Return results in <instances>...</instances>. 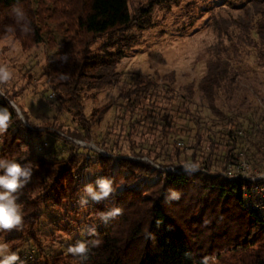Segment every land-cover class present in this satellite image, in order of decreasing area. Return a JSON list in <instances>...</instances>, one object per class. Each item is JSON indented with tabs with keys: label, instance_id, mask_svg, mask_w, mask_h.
Instances as JSON below:
<instances>
[{
	"label": "trees",
	"instance_id": "16d2710c",
	"mask_svg": "<svg viewBox=\"0 0 264 264\" xmlns=\"http://www.w3.org/2000/svg\"><path fill=\"white\" fill-rule=\"evenodd\" d=\"M169 1L0 0V39L12 36L22 47L29 42L48 48L45 88L55 98H48L57 108L53 119L64 117L54 130L72 140L94 141L110 155L88 150L93 157L86 158V149L53 133L49 124L31 125L20 108L27 127L10 106V101L17 104L16 95L0 83V107L12 114L1 138L0 159L31 164L33 171L15 193L22 224L6 239L14 253L22 258L27 253V263L264 264L262 218L252 211V197L243 194L249 184L222 176L245 148L253 168L264 161V113L260 107L245 115L242 110L233 113L236 99L226 103L240 88L235 67L243 51L252 56L255 50L264 66V0H245L248 5L232 21L215 19L216 29L230 34V44L211 49L197 86L177 87L174 74L130 73L122 80L116 65L135 43V30L151 28L155 6ZM16 4L26 13L20 24L12 13ZM232 27L239 31L232 33ZM109 87L118 88L114 122L104 135L93 136L113 105L95 107L87 115L84 99ZM198 90L211 112L208 122L195 100ZM140 128L154 132L152 143L131 140ZM170 135L192 142L191 157L183 155L182 160L180 153L174 160L167 150L164 155L170 159L160 160L153 143L170 149ZM51 138L64 143L49 144ZM56 143L60 148L53 149ZM145 157L161 167L175 166L177 172L156 169ZM185 162L195 171L184 169ZM101 177L113 182L114 191L97 202L85 189L92 185L98 192ZM169 190L178 191L180 198L167 199ZM113 208L121 214L102 220L100 214ZM96 240L100 244L93 246ZM78 241L90 249L87 257L68 251ZM20 245L25 248L19 251Z\"/></svg>",
	"mask_w": 264,
	"mask_h": 264
},
{
	"label": "rangeland",
	"instance_id": "374dc122",
	"mask_svg": "<svg viewBox=\"0 0 264 264\" xmlns=\"http://www.w3.org/2000/svg\"><path fill=\"white\" fill-rule=\"evenodd\" d=\"M247 5L248 3L245 0H171L168 3L156 5L152 13L154 25L145 30H135L137 39L125 51L124 57L116 65V70L123 74L122 80L123 78H129L130 73L152 76L174 74L177 87L190 83L197 86L200 79L206 73L207 62L213 55L214 51L211 49L216 48L217 45L229 46L230 44V34L227 35L224 31H218L215 26V19L221 17L220 19L232 21L243 13L244 7ZM229 31L232 33L238 32L239 28L232 27ZM29 44L31 43L28 42L22 47L12 36L0 39V65L7 66L12 72V79L5 82L4 85L10 93L16 95L15 101L20 107L14 101L12 102H14L20 111L22 109L25 112L31 125L43 126L49 124L46 127L54 130L60 126V121L64 120V117L63 119L58 117V121L53 119L57 108L51 104L50 99L55 101V98L45 88L46 77L44 69L46 68L48 48L45 44L36 46H30ZM255 54V50L252 51V56L245 54L243 51L239 58L240 64H236L235 70L238 73L236 82L240 88L233 94L234 98L231 101L228 99L226 102L233 103L234 99L238 102V104L233 105V113H236L237 110H242L245 115L251 112L253 108L258 107L264 113V66H259L260 59ZM92 93L91 97L84 99L87 115L95 107L108 104L113 105L112 111L106 113L100 125L93 128V136L104 135L107 125L114 122L115 108L119 102L118 88L109 87ZM195 100L198 103V108L203 115V119L206 120L205 122H208L211 119V112L202 103L199 90L196 91ZM240 103L243 105H240ZM222 104L220 102L221 108L228 111L227 107ZM22 116L23 120L21 119V121L31 128L23 114ZM137 132H134V136L131 139L136 144L140 143L143 145L144 142L150 144L155 138L152 130L140 128ZM53 133H57L62 137L64 136V134L56 132V130ZM2 137L3 133L0 134V145ZM160 137L162 136H157L158 139ZM169 138V142L173 143V147L170 149L168 147L166 150H160L158 143L155 141L153 143V147L157 150L161 161L164 160L163 162H166L170 159L169 156L167 158L164 155V152L167 150L166 154H170L174 160H176L177 155H180V153H184L180 158L182 160H184V156L191 157L194 153V151L189 150L192 144L189 139L175 135H170ZM65 139L66 141H74L75 144L86 149V158L93 157L89 151L100 153L103 156H110L107 152L99 149L94 141L86 143L72 140L70 137H65ZM53 141L64 143L61 140L51 138L49 144H52ZM174 142H176L175 145ZM85 144L93 145L94 147H85L83 146ZM56 145L58 143L53 145V149L56 148ZM95 146L98 150L95 149ZM51 151L53 152V150ZM246 151L245 159L248 162ZM127 158L138 160L132 156ZM142 160L151 163L154 168L163 171L175 169V166L161 167L151 162L147 157ZM248 163L251 165L250 162ZM181 166L186 170L195 171V167L188 162L182 163ZM1 231L0 244H7V237L15 235V230H10L5 234H1ZM23 248L25 247L20 245L19 251ZM13 250L14 246L10 247L8 245V252L6 254L10 255L14 253ZM16 254L19 256L17 264H21V262L23 264H32L27 263L25 260L27 253L23 258L20 257L18 252ZM2 258L0 256V259Z\"/></svg>",
	"mask_w": 264,
	"mask_h": 264
},
{
	"label": "clouds",
	"instance_id": "9594fccd",
	"mask_svg": "<svg viewBox=\"0 0 264 264\" xmlns=\"http://www.w3.org/2000/svg\"><path fill=\"white\" fill-rule=\"evenodd\" d=\"M12 13L15 16L16 23L20 24L22 20L26 18V13L22 6L16 4L12 7ZM25 32V29L21 28ZM67 59V57H64ZM66 78V77H64ZM12 79L11 70L4 65H0V83L8 82ZM10 106L16 111L17 116L23 119L19 108L13 103L9 102ZM12 114L8 108L0 107V134L7 131L11 124ZM0 171L3 172L0 175V230H11L22 224L23 213L22 206L17 203L18 196L15 195L20 189H22L30 180L33 175L31 164H20L14 160L0 159ZM112 181L108 178L101 177L96 180V185L99 191L96 192L92 185H88L85 189V194L90 196L93 201H101L110 194L113 193ZM167 199L178 200L180 193L175 190H169ZM87 201L84 197L81 198V204H86ZM120 208H113L107 213H101V219L104 220L107 216H116L121 214ZM99 240L93 242V246H98ZM68 251L73 255H79L81 257H87L90 249L85 243L77 242L75 246H70ZM8 252L7 244H0V264H17L19 256L16 253L6 254ZM23 264V262H21ZM207 264V261H205Z\"/></svg>",
	"mask_w": 264,
	"mask_h": 264
},
{
	"label": "built area",
	"instance_id": "2783aa9c",
	"mask_svg": "<svg viewBox=\"0 0 264 264\" xmlns=\"http://www.w3.org/2000/svg\"><path fill=\"white\" fill-rule=\"evenodd\" d=\"M240 153L237 162L229 165L222 173V176L229 180H244L249 186L243 189V194L252 197V211L258 213L262 218V226L264 227V161L259 168H253L245 159V151ZM168 171L177 172L176 169Z\"/></svg>",
	"mask_w": 264,
	"mask_h": 264
},
{
	"label": "water",
	"instance_id": "95a60500",
	"mask_svg": "<svg viewBox=\"0 0 264 264\" xmlns=\"http://www.w3.org/2000/svg\"><path fill=\"white\" fill-rule=\"evenodd\" d=\"M11 102H12V101H11ZM13 103H14V102H13ZM20 113H21V111H20ZM21 115H22V113H21ZM22 120H23V119H22ZM83 146H85V147H89V146L92 147L93 145H87V144H85V145H83ZM93 147H94V146H93ZM95 149H97L96 146H95ZM97 150H98V149H97Z\"/></svg>",
	"mask_w": 264,
	"mask_h": 264
}]
</instances>
